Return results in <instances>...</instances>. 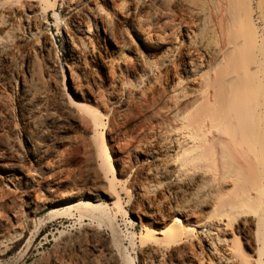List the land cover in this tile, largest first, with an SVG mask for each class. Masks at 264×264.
<instances>
[{
  "label": "bare ground",
  "instance_id": "6f19581e",
  "mask_svg": "<svg viewBox=\"0 0 264 264\" xmlns=\"http://www.w3.org/2000/svg\"><path fill=\"white\" fill-rule=\"evenodd\" d=\"M50 16L66 70L52 56ZM93 65L114 85L117 118L145 113L135 133L112 123L141 161L115 158L92 105L107 98L99 79L74 71ZM70 127L86 133L101 193L119 211L129 191L145 207V232L131 241L137 263L117 251L101 196L49 183L56 151L41 142L62 145ZM15 177L30 220L55 201L78 215L30 264H264V0H67L60 11L58 0H0V180ZM19 215L0 212V230Z\"/></svg>",
  "mask_w": 264,
  "mask_h": 264
},
{
  "label": "rangeland",
  "instance_id": "374dc122",
  "mask_svg": "<svg viewBox=\"0 0 264 264\" xmlns=\"http://www.w3.org/2000/svg\"><path fill=\"white\" fill-rule=\"evenodd\" d=\"M66 1L67 0H58L59 11ZM49 22L50 26L48 33L53 45L52 56L55 58L58 66H61L66 70V64L69 65V60L64 51L63 32L58 26H56L51 16L49 17ZM46 58L47 56L43 57L44 62L47 61ZM80 70L81 69L74 68L75 73L80 77H93L96 78V80L98 78L99 80H97V84L99 85L94 89L97 92H103L106 95L105 97H107L103 100L92 102V105L96 106L103 114L104 125L102 129L105 133L111 134V136H109L111 138L109 145L113 146L116 156L115 158H117L120 163L124 161H141L143 158L142 156L139 154L137 155L136 152L133 151L128 152V150L123 148L125 144V141L123 140H125L126 136L116 138V135L112 131V123L118 125L119 123L124 122L126 134L135 133L145 125V113H140L137 108L132 107V114L126 120L119 119V117L117 118V108L115 110L113 104L116 97L114 85L107 86L103 72L100 69H97L95 65L85 70ZM97 87L99 88L96 89ZM64 139L66 141L62 145H59L56 144V138L50 135L45 141L41 142L42 148L52 147L56 151L55 157L50 158V161H54V159L55 161L52 168L54 177L49 183L55 187L61 185L55 188V192H60L65 189V187L72 186L75 183L84 184L83 187L85 186L84 188L92 194L101 196L102 201L100 207H102L101 211L104 213L101 211L99 212L107 217L104 225L109 227H107L108 233L111 234V237H113V240L119 247V249L117 247V251L121 254L128 252L133 261L137 263V252L131 245V241L133 234L136 237L140 232H145L146 225L144 219L142 221L138 220V215L144 212L145 207L136 205L133 196L129 191V195H121L122 209L119 211L112 204V201L101 193L103 185L97 179L93 166H91L90 158L92 152L89 148L88 138L84 129L80 127H70L64 135ZM19 141V151L23 163L28 170H33L34 164L30 161L31 156L24 147L21 137H19ZM124 179L125 178L123 177V180ZM0 182L1 184H4L1 187L4 192V203L0 208V212L9 218L11 217L12 209L18 210L20 214L17 227L0 230V264H30L35 259H38L41 254L49 252L55 243V240L61 237L63 232L70 231L72 227L78 225L79 221L77 220V212L64 208L65 204H68L69 201L48 202L37 216H35L33 220H30L25 212L27 191L23 184L24 179L15 177L13 180L6 181L1 178ZM38 195L39 200L37 199L36 202H41L46 199L47 193L42 191ZM54 208L56 210L58 209V211L55 210V213L52 212V210L54 211ZM31 221L34 224V227L28 228ZM133 226H136V229H133ZM5 233L10 234L8 239H4L6 236Z\"/></svg>",
  "mask_w": 264,
  "mask_h": 264
}]
</instances>
